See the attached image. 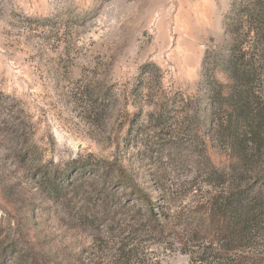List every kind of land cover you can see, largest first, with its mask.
Wrapping results in <instances>:
<instances>
[{
    "label": "rangeland",
    "instance_id": "obj_1",
    "mask_svg": "<svg viewBox=\"0 0 264 264\" xmlns=\"http://www.w3.org/2000/svg\"><path fill=\"white\" fill-rule=\"evenodd\" d=\"M239 1L0 0V264H105L137 245L140 201L122 182L172 212L207 195L227 159L203 67L228 55ZM254 248L264 262V234Z\"/></svg>",
    "mask_w": 264,
    "mask_h": 264
},
{
    "label": "trees",
    "instance_id": "obj_2",
    "mask_svg": "<svg viewBox=\"0 0 264 264\" xmlns=\"http://www.w3.org/2000/svg\"><path fill=\"white\" fill-rule=\"evenodd\" d=\"M232 10L228 55L203 67L213 140L222 145L226 164L210 169V189L189 213L172 212L134 183L122 182L140 201L143 217L132 225L139 227L134 229L139 242L120 240L105 264H162L140 247L148 239L162 252L177 246L189 264H264L254 248L264 234V168L257 165L264 144V97L257 88L264 71V0H240ZM208 138L210 151L215 146ZM113 173L120 179L124 175L119 167ZM48 186L53 194L61 191L55 180Z\"/></svg>",
    "mask_w": 264,
    "mask_h": 264
}]
</instances>
